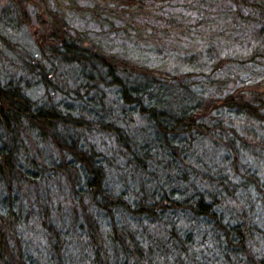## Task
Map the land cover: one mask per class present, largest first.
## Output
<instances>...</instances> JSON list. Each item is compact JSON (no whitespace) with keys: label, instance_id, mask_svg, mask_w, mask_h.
Segmentation results:
<instances>
[{"label":"trees","instance_id":"16d2710c","mask_svg":"<svg viewBox=\"0 0 264 264\" xmlns=\"http://www.w3.org/2000/svg\"><path fill=\"white\" fill-rule=\"evenodd\" d=\"M68 1L97 26L58 0L0 4V264H264V0H194L252 42L188 73L101 44L164 56L191 34L164 0Z\"/></svg>","mask_w":264,"mask_h":264},{"label":"rangeland","instance_id":"374dc122","mask_svg":"<svg viewBox=\"0 0 264 264\" xmlns=\"http://www.w3.org/2000/svg\"><path fill=\"white\" fill-rule=\"evenodd\" d=\"M7 2L8 0H0V4H2L1 6L4 7L7 5ZM156 2L157 0H147V6H150L151 4L155 5ZM197 3L199 2H196L194 0H164V3L162 2V5L164 6L163 8H161V13H165V16L169 17V19L170 17H173L175 21H178V23L181 24L184 31L185 29L191 28V32H189L191 34L187 35L186 37H181L177 33H170L168 37L169 39L164 38V42L166 43L164 56L162 54V56L156 58V55L151 52L157 50L159 47H162V45H159L156 40H150L147 43L144 41L138 42L135 48L133 46L135 44L133 43V40L121 39L119 36H112V39L109 37L102 38L104 39V41L101 44L104 45L103 47L105 49L110 47L113 50H118L119 52H121V54L123 52V48L131 52L133 51L132 49H135L132 55L133 58H138L136 60L139 61V63L146 65L145 62H147V64L151 66L149 67L151 69L168 70L173 73H188L197 70V62H199V65L207 60L206 51L207 48L212 45L215 48V52L213 53V57L215 56L214 62L219 59V57H222L224 55L231 56L232 49H234L235 51H237L238 48L250 49L249 42H252L251 32L246 34L245 38H242L239 35L240 41H238L237 43H232V40L228 39L231 29L229 24H231V22L229 20L226 21L222 18H217L218 15L216 16V14L221 13L219 11L221 5L219 2L200 5H197ZM58 5L59 6H55V8L59 9L63 13H66L67 19L70 20L71 24L75 28L77 27V29H85L93 28L89 26H97L90 21L91 18L78 13L79 11L75 10V5L70 1L58 0ZM64 5H68L71 8L63 9L62 6ZM203 19H208V23H200L198 25V29L195 30V26L197 25L198 21ZM212 19L213 22L211 23ZM148 22L153 26L155 24H158L156 20L152 21V19ZM181 28H179L178 31H180ZM35 29V26L32 29L28 25H26V27H23L22 31H20V45L25 48L32 47L30 49H33L35 42L32 32H34ZM95 36L97 37V35ZM208 38L211 39V41ZM236 38L238 39V35L236 36ZM98 39L101 40L99 35ZM218 54L219 57L217 58ZM194 55H197V57L194 58ZM14 57L17 58V56ZM9 63L11 64V62H8V60L5 59V64L9 65ZM192 77L193 81H197L196 76ZM43 93L44 91L41 86H34L31 91H29V94L34 99H40L43 96ZM31 233L34 239L33 242L38 244L36 241L37 239H39L37 238L39 233H37L36 230H32ZM40 247L42 248L43 246L40 245ZM41 263H43L42 259Z\"/></svg>","mask_w":264,"mask_h":264}]
</instances>
